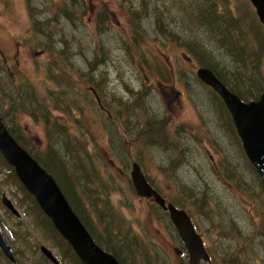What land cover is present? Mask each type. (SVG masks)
<instances>
[{
	"label": "rangeland",
	"instance_id": "rangeland-1",
	"mask_svg": "<svg viewBox=\"0 0 264 264\" xmlns=\"http://www.w3.org/2000/svg\"><path fill=\"white\" fill-rule=\"evenodd\" d=\"M46 1L0 0V53L5 59L0 58V118L18 139L32 142L33 152L44 153L45 164L75 191L98 243L117 251L126 236V247L119 251L123 264H180L182 243L168 216L133 190L129 174L135 162L163 198L191 216L211 256L209 264H227L225 255L234 248L232 238L220 237L227 222L218 218L233 221L242 234L251 236L249 247L241 245L244 264H264V235L256 230L261 219H255L257 225L252 229L247 197L250 192L258 193V175L241 154L236 132L216 99L197 81L196 66L187 62L181 49L170 43L160 47L148 34L138 52L132 49L126 54L121 40L129 37V30H123L125 17L115 0H85L91 5V18L87 14L84 24L75 21V26L60 20L52 39L53 49L62 48L61 40L66 42L67 56L58 60L59 65L69 62L74 68L58 82L47 76L54 58L43 53L47 40L37 30L48 17L41 7ZM68 1L79 9V0ZM239 4L251 13L248 0H231L236 17L243 16ZM98 10L106 12L111 27L96 33ZM143 27L150 33L149 24L144 22ZM249 38L246 51L260 55L258 65L249 55L239 62L226 50H216L212 63L229 87L234 88L239 77L245 78V85L238 86L240 92L250 89L253 66L260 76L256 78L264 84V49L257 47L251 33ZM100 41L106 48L97 60L93 53ZM90 61L97 67L91 79L100 82L99 76L104 78L99 101L86 91ZM15 100V105L9 103ZM49 139L55 141L50 149L55 155L50 160L58 165L55 170L46 156ZM67 142L76 154L67 157L77 156L79 172L70 160L66 159V166L59 162ZM1 168L0 164V201L4 195L18 205L19 212L35 215L32 198L16 192L19 188L11 185L7 171ZM203 197L206 209H200ZM1 208L0 203V215ZM41 225L32 219L25 226L21 243L26 254L20 264H44L40 246L48 248L59 264H73L61 253V237ZM108 236L113 239L109 244ZM15 247L22 250L21 244Z\"/></svg>",
	"mask_w": 264,
	"mask_h": 264
},
{
	"label": "trees",
	"instance_id": "trees-1",
	"mask_svg": "<svg viewBox=\"0 0 264 264\" xmlns=\"http://www.w3.org/2000/svg\"><path fill=\"white\" fill-rule=\"evenodd\" d=\"M230 1L231 0H115L116 5L119 7L120 10L119 13L123 14L125 17V24L123 26V30H129V37H123L121 40L123 49L126 54L130 53L132 49L138 52L137 47L142 42H144L146 36H153V39L159 43L158 46L160 47H165L166 44L170 43L171 45L181 49L187 62L191 63L193 66H196V69L206 68L212 71L215 76L219 79V81H221L227 87V89H229V91L237 95L240 100L244 102L256 100L260 97V95L264 93V84H261L262 81L256 78L260 76L257 75V69L255 66H253V69L255 70V75L253 72L252 80H250V89L247 91L245 90L240 92L238 86L245 85V78L239 77V79L236 80V85L233 84L234 88L229 87L225 83L226 81L224 80V75H220L219 73H217V66L213 65V61H215L214 55L216 50L228 51L229 54L232 55L236 60H239V62H241V60L245 58V55H249L251 57V60H253L252 62L255 65H258L257 60L260 55L255 54L252 49L248 52L246 51V48L251 45V43L249 44V42H251L249 38V33L253 35L254 40L258 44L257 47L260 50L264 49V30L263 27L259 24V22H257V17L255 15V12L253 11V8H249L251 10V13L249 10L244 12L245 6L239 4L240 9L243 12V16L236 17L230 7ZM28 2H30V0H28ZM73 2L74 1L70 2L68 0H48L46 1V3L44 2L41 5L42 10H45L43 12H46L48 14V17L42 23H39L40 27H37V30H39L40 32V35L44 36L47 40V48H43L44 44H42L41 47L43 48V53H46L50 57L54 58L52 59L51 65L55 66L56 68L54 69L51 65H49V68L47 70V76L53 78L58 82L62 78L70 76V74L74 72L72 63L64 62L62 67L59 65L60 63H58V60L61 57L67 56V52L65 50L66 42L64 40H61L63 45L60 49L52 48V39L56 32V27L58 26L59 21L65 20L68 21L71 26H75V21H80L82 23L85 22L84 20L87 14L89 18H91L88 12V8L89 11L91 9V5L89 7L87 1L79 0L78 10ZM112 13L115 15L114 11H112ZM171 15L173 18H171ZM95 18L94 31L96 33H99L101 31H107V27L109 25L111 27V22L107 23L108 18L106 12H104L103 10L99 11L96 14ZM110 21H112V19ZM144 22L149 24L151 28L150 33L143 29ZM51 24H53L54 27H51ZM215 40L216 43H214ZM210 46L212 48H210ZM105 48L106 45L104 44V42L103 44L101 41L98 42L94 50L93 57L98 60L99 53H103ZM243 52H245V54H243ZM91 63H93V61L88 62L86 68L88 71L86 73V75L88 76V84H86L88 88L86 89V91L94 95L97 100V98L100 99V94L103 89L102 84L104 82V78L103 75H100V82L91 79L93 78L92 76H95V72H97L96 65L94 66ZM54 70L57 72L56 76L51 75V72ZM210 92L212 96L216 99L222 114L229 122V124H231L222 102L211 90ZM144 95H140L139 97H144ZM10 97L12 98L11 95ZM15 102L16 100L14 102L10 101L9 103H11V105H15ZM7 129L11 136L40 164V166H42L55 179L61 191L68 200L70 206L72 207L73 211L77 214L86 229L92 235L94 241L106 252L112 254L117 259L119 264H123L120 252L121 249H123L122 246L126 247V244L124 243V240L126 241V236L120 239V242L118 244H121L122 246L121 249L119 248V250L117 251L113 250V248H110L109 246L104 247L103 245H101L100 242L99 244L97 241L98 239L95 237L97 235L95 234L88 219L81 210V202L77 200L75 191L68 184L66 185V183L59 180L57 178V175L53 173V171L49 168L47 164H45L44 153H40L37 150L35 152L32 151V142L30 140L18 139L19 136H16L14 131L9 126ZM61 130L64 131L65 128L61 127ZM59 138L66 139V135L64 136L59 134ZM49 141L51 142V144L49 147V152L46 153V156L48 157L47 160L49 161V165L51 164L52 166H54L53 168L50 165L53 170H55L58 168V165H56L53 161L50 160L55 158L54 153L50 150L52 149V143H54L55 141H53L52 139H49ZM239 148L241 150V154L244 155L240 146ZM64 151L65 156H63L59 160V162L65 166L66 159L67 162L70 160L71 164L75 163L77 156L67 157L68 155L75 154L73 147L70 145V142H67L64 147ZM0 164L2 165L1 169H5L7 171V175L10 177V182H12L11 185L19 188L18 190L16 188V192L22 191L23 194H25L28 198H32L21 187L14 175L12 168H10L5 163L1 155ZM77 166L78 165L75 163L76 169ZM79 166L82 168H86L84 163L79 164ZM77 172H79L78 169ZM95 174L96 173H93L92 175ZM256 185L259 187L256 190V192L258 193L250 192V194L247 195V197H249V204L251 207V213L249 216L251 219L252 229H254L257 225L255 219H261V227H259V229L256 228V230L260 231L261 235L263 236L264 232H262V230H264V186L261 184L259 179H257ZM151 186L156 189L153 185ZM156 191L160 194L158 190ZM253 200L254 203H252ZM32 201L33 213L35 215H30L33 217V219L38 224H42L41 226L43 227H46L47 225L48 229L52 231V233L54 232L53 235L55 237H60V235L52 227L50 221L41 214L42 212L40 211L33 198ZM166 201L171 203V201L169 200ZM200 204V209H206L208 207L205 197L201 199ZM77 208H79L80 213ZM189 217L191 218L190 215ZM208 218L210 221H212L213 216L209 213ZM219 220L227 222V224L223 225L222 228V230H225V233H220V237H229L232 238V240L234 241V248L232 250L230 249L229 251H227L225 255L227 257L226 263L244 264L243 260H245V253L242 250V246L246 245L249 247V243L251 242V236L242 234L233 221L218 218V221ZM193 225L197 231L198 228L195 225L194 221ZM61 239H58L62 245L61 253L66 255V257H68L73 262V264H81L72 252L71 247L63 239ZM106 240L107 244H109L110 240L113 241V239L109 236L106 237ZM131 242L132 241H128L127 244H130ZM182 251V255L180 256V264H187L186 252H184L183 249ZM129 252L131 253L132 251L129 250Z\"/></svg>",
	"mask_w": 264,
	"mask_h": 264
},
{
	"label": "water",
	"instance_id": "water-1",
	"mask_svg": "<svg viewBox=\"0 0 264 264\" xmlns=\"http://www.w3.org/2000/svg\"><path fill=\"white\" fill-rule=\"evenodd\" d=\"M249 1L264 30V0ZM195 75L222 100L230 114L242 149L264 185V94L257 100L243 102L231 93L210 70L198 68ZM0 154L5 162L12 167L18 181L34 198L40 210L70 245L82 264H119L115 257L95 244L55 180L17 144L1 120ZM130 181L139 198L152 201L161 210L168 213L169 220L187 251L188 264L209 262L202 238L196 233L189 216L183 210L165 202L149 185L137 163H132ZM4 201H6L5 198ZM6 204L13 211L7 201ZM13 212L15 213V211ZM0 248L7 252L8 256H11L10 249L1 233ZM40 252L50 262L58 264L52 253L45 247H41Z\"/></svg>",
	"mask_w": 264,
	"mask_h": 264
},
{
	"label": "flooded vegetation",
	"instance_id": "flooded-vegetation-1",
	"mask_svg": "<svg viewBox=\"0 0 264 264\" xmlns=\"http://www.w3.org/2000/svg\"><path fill=\"white\" fill-rule=\"evenodd\" d=\"M227 116L228 119L230 120L228 114ZM2 207H3L1 208L2 215H0V232L4 236L7 244L9 245V248L11 250L10 251L11 256H8L6 254L7 252H5L3 249L0 248V264H20L21 260L25 257L26 254L25 253L26 249L24 247V244L21 243V241L23 240L22 236L26 231L25 226L31 224V216L29 215L28 217L25 216L26 215L25 213L19 212L20 208L18 207L17 204H15V207L19 208V209L16 208L18 210L17 212H19L17 215L14 214L11 211V209L7 207L6 202H4V206ZM29 219L30 221L26 223L25 220H29ZM5 220H8V222H6ZM16 243L21 244L22 247H20L19 249L22 250H17V248L15 247ZM42 257H43L42 259L44 260V264H51L50 262H48L49 260H47V258H45L44 256Z\"/></svg>",
	"mask_w": 264,
	"mask_h": 264
}]
</instances>
